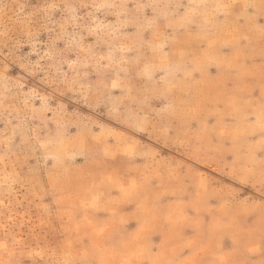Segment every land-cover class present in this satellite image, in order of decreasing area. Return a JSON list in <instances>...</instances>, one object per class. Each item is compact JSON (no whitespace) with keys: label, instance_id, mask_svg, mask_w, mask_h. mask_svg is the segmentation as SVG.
I'll list each match as a JSON object with an SVG mask.
<instances>
[{"label":"rangeland","instance_id":"rangeland-1","mask_svg":"<svg viewBox=\"0 0 264 264\" xmlns=\"http://www.w3.org/2000/svg\"><path fill=\"white\" fill-rule=\"evenodd\" d=\"M0 264H264V0H0Z\"/></svg>","mask_w":264,"mask_h":264}]
</instances>
